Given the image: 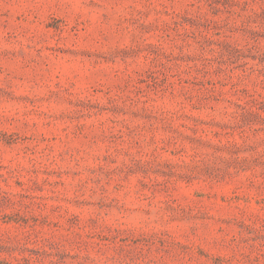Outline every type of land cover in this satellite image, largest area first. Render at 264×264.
<instances>
[{
  "label": "rangeland",
  "instance_id": "rangeland-1",
  "mask_svg": "<svg viewBox=\"0 0 264 264\" xmlns=\"http://www.w3.org/2000/svg\"><path fill=\"white\" fill-rule=\"evenodd\" d=\"M0 264H264V0H0Z\"/></svg>",
  "mask_w": 264,
  "mask_h": 264
}]
</instances>
